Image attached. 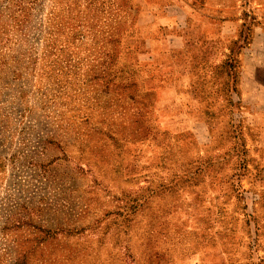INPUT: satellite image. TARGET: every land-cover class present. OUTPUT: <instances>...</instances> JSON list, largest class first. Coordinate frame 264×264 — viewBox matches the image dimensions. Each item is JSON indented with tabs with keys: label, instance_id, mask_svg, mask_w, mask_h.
<instances>
[{
	"label": "rangeland",
	"instance_id": "1",
	"mask_svg": "<svg viewBox=\"0 0 264 264\" xmlns=\"http://www.w3.org/2000/svg\"><path fill=\"white\" fill-rule=\"evenodd\" d=\"M149 3L0 0V264H264L240 40Z\"/></svg>",
	"mask_w": 264,
	"mask_h": 264
},
{
	"label": "crops",
	"instance_id": "2",
	"mask_svg": "<svg viewBox=\"0 0 264 264\" xmlns=\"http://www.w3.org/2000/svg\"><path fill=\"white\" fill-rule=\"evenodd\" d=\"M194 2L199 5L198 9L192 8ZM148 9L153 17L162 18L169 27H175L173 19L188 21L196 13L201 24L206 26L209 22L220 38L225 37L228 42L229 39L240 40L239 98L244 108L264 120V0H164L159 7L149 3ZM159 11L162 16H158Z\"/></svg>",
	"mask_w": 264,
	"mask_h": 264
}]
</instances>
